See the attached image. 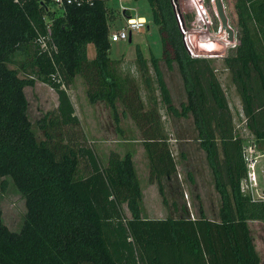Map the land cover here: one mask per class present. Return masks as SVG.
I'll return each instance as SVG.
<instances>
[{
  "label": "trees",
  "instance_id": "16d2710c",
  "mask_svg": "<svg viewBox=\"0 0 264 264\" xmlns=\"http://www.w3.org/2000/svg\"><path fill=\"white\" fill-rule=\"evenodd\" d=\"M146 1L161 51L146 58L136 45L135 62L147 90L152 68L166 111L184 118L191 113L220 197L218 220L201 206L197 217L186 211L179 217H142L130 152L111 154L102 167L89 146L63 142L62 131L54 136L58 127L79 124L66 91L76 74L93 85L87 91L91 103L102 100L114 109L120 96L110 57L109 20L115 15L107 0H0V178L12 180L26 208L18 231L3 222L0 208V264H260L247 222L264 221V199L240 189L246 139L236 132L210 60L186 49L172 0ZM234 8L237 44L223 61L242 102L245 128L258 144L264 142V0H235ZM185 17L194 16L186 11ZM88 44L95 49L92 58ZM160 61L169 70L176 65L181 74L186 101L180 108L171 100ZM36 80L58 99L55 113L40 120L43 139L29 119L24 92ZM149 100L157 106L154 95ZM155 146L145 141L151 168L161 175L169 168ZM159 193L164 194L161 185ZM124 202L130 217L122 211Z\"/></svg>",
  "mask_w": 264,
  "mask_h": 264
},
{
  "label": "rangeland",
  "instance_id": "374dc122",
  "mask_svg": "<svg viewBox=\"0 0 264 264\" xmlns=\"http://www.w3.org/2000/svg\"><path fill=\"white\" fill-rule=\"evenodd\" d=\"M234 1L221 0L226 24L233 33L232 38L229 39L211 0H204L210 22L201 29L197 27L196 10L191 0H172L176 16L179 15L182 20L185 30L183 36L187 38L189 47L200 57H206L211 62L226 94L236 132L243 135L246 141H252L253 137L246 130L244 119L240 115L243 112L240 96L223 61L227 53L234 52L237 44L238 29ZM106 6L109 12L115 15L113 20H109L110 32L125 26L123 8H129L132 14H141L147 20L144 27L132 32L130 41L121 39L111 42V69L121 85L120 96L116 100L114 109L102 100L91 103L87 91L93 85L88 86L84 76L81 73L76 74L66 91L79 118V124L74 127H58L54 136L62 131L65 136L63 142L69 141L72 144L77 141L89 146L102 167L108 163L111 154L123 157L126 152H130L142 193V217H179L184 211L190 217H197L201 206L208 218L218 220L220 197L214 186V177L206 153L200 147L191 113L184 118L166 111L165 106L158 100L159 91L152 68L149 67L147 72L151 79L150 89L147 90L142 73L135 62L136 45L140 47L146 58L150 53L159 55L161 51L158 29L150 19L148 2L107 0ZM186 11L194 16L193 20L192 18L187 20ZM87 50L88 57L92 58L95 55L94 46L88 44ZM159 66L171 100L177 108H180V103L186 101L181 74L176 65L169 70L160 61ZM19 75L22 76L21 73ZM24 92L28 100L29 119L37 137L43 139L40 120L46 113H55L58 104L57 94L49 85L38 80L33 85L25 86ZM152 95L157 99L156 107L150 105L152 102L149 97ZM52 129L53 127L50 131ZM54 141L52 139V142ZM145 141L156 144L158 152L165 155V159L161 162L169 168L168 172L158 175L157 170L155 172L152 170ZM256 148L259 153L264 154V142L260 145L256 144ZM156 159L160 164L158 154ZM257 160L258 184L259 189L262 190L264 157ZM79 165L80 172L85 174L86 158H81ZM159 185L162 187L163 196L159 193ZM0 208L3 222L10 230L18 231L26 208L24 198L9 177L0 178ZM121 208L124 215L130 217L125 202L122 203ZM247 224L260 264H264V221L251 220Z\"/></svg>",
  "mask_w": 264,
  "mask_h": 264
},
{
  "label": "built area",
  "instance_id": "2783aa9c",
  "mask_svg": "<svg viewBox=\"0 0 264 264\" xmlns=\"http://www.w3.org/2000/svg\"><path fill=\"white\" fill-rule=\"evenodd\" d=\"M58 3H63L64 0H55ZM73 0H65L66 3H71ZM194 9L196 10V19L198 21L197 27L201 29L204 26H207L210 22L208 19L207 10L204 4V0H191ZM214 4V0H211ZM124 7V6H122ZM126 10H130L129 8H123ZM177 21L179 23V27L182 32V39L186 46V49L192 56H199L196 54L192 48L189 47L187 38L185 39L184 35V28L182 26V20L179 15L176 16ZM126 24L124 27L118 29L117 31L110 32V41L115 42L118 40H129L131 38L133 31H138L142 27L146 25V18L137 16V17H125ZM194 19V18H193ZM41 46L45 45L43 39H41ZM246 143L243 144V155L246 162V175L242 178L240 182V189L243 193L250 195L252 198H262L264 199V187L262 190L259 189V177L257 173V162L258 158L264 157L263 153H259L258 149L256 148V144L251 141H245Z\"/></svg>",
  "mask_w": 264,
  "mask_h": 264
},
{
  "label": "water",
  "instance_id": "95a60500",
  "mask_svg": "<svg viewBox=\"0 0 264 264\" xmlns=\"http://www.w3.org/2000/svg\"><path fill=\"white\" fill-rule=\"evenodd\" d=\"M214 6L216 8V11L218 12L219 17L221 18V21L223 23V28L228 33V38L231 39L233 36V33H232L231 28H229L226 24V19L223 15V11H222L221 0H214ZM129 41H130V38H129Z\"/></svg>",
  "mask_w": 264,
  "mask_h": 264
},
{
  "label": "crops",
  "instance_id": "0c3cea01",
  "mask_svg": "<svg viewBox=\"0 0 264 264\" xmlns=\"http://www.w3.org/2000/svg\"><path fill=\"white\" fill-rule=\"evenodd\" d=\"M124 14V16L125 17H137V16H141V17H144L143 15H141V14H132L131 12H130V10H128V14H126V13H123ZM240 115L242 116V114L240 113ZM258 145H260V143H258Z\"/></svg>",
  "mask_w": 264,
  "mask_h": 264
}]
</instances>
